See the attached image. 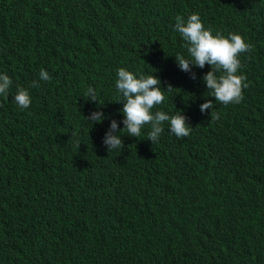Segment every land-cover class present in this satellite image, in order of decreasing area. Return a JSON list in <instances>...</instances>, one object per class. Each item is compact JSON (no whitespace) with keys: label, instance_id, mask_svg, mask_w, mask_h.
<instances>
[{"label":"trees","instance_id":"16d2710c","mask_svg":"<svg viewBox=\"0 0 264 264\" xmlns=\"http://www.w3.org/2000/svg\"><path fill=\"white\" fill-rule=\"evenodd\" d=\"M192 13L251 46L239 104L208 96L209 65L195 80L177 66L189 57L176 17ZM121 67L172 86L153 112L181 111L187 137L165 122L152 144L146 125L107 151L110 121L124 127ZM0 74L12 80L0 96V264H264V0H0ZM205 100L219 119L200 112ZM97 110L106 118L91 126Z\"/></svg>","mask_w":264,"mask_h":264},{"label":"clouds","instance_id":"9594fccd","mask_svg":"<svg viewBox=\"0 0 264 264\" xmlns=\"http://www.w3.org/2000/svg\"><path fill=\"white\" fill-rule=\"evenodd\" d=\"M174 31L178 32L183 39L182 47L186 49L189 57L186 58L180 53L174 55L179 69L189 73L190 78L195 80L196 75L192 69H203L206 64L209 65L210 70L201 77L207 88L208 96L224 105L239 104L243 100V89L248 87L245 83L246 77L237 74L241 68L239 57L242 53L249 52L251 46L238 34L229 33L227 37L219 31L213 34L211 28L204 27L197 13L188 15L186 19L177 16ZM39 79L50 81L51 76L46 70L41 69ZM160 84L161 81L152 74L137 75L123 67L117 69L115 89L121 99L116 103L122 104L119 111L123 115V120L120 123L124 127L120 129L116 120L110 121L109 128L102 139L108 152L120 151L124 147L121 139L122 130L124 134L138 138L141 136V130L148 125L150 130L146 139L152 144L158 142L165 131V122L168 124L167 130L177 138L187 137L190 134L192 127L186 122L187 118L181 111L177 110L174 115H169L162 110L153 112V109L164 102L165 92L171 93L174 90L171 85H168L166 89H161ZM11 85L12 80L6 74H0V96L7 99ZM30 87H39V84L34 80ZM85 95L87 97L85 100L98 104L95 89L89 87ZM13 100L21 110L31 105L29 92L22 87L17 88ZM199 109L202 114L206 110H211L210 120L219 119L212 100H205ZM84 118L92 126L93 123L102 122L106 117L103 112L97 110ZM75 143L79 148L81 142L77 139Z\"/></svg>","mask_w":264,"mask_h":264}]
</instances>
